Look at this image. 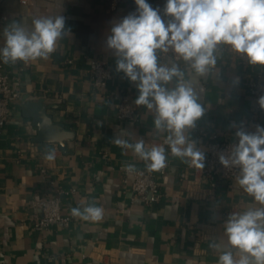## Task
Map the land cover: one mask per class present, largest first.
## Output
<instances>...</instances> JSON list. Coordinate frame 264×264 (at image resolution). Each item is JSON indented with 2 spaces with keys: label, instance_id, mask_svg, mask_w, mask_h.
Instances as JSON below:
<instances>
[{
  "label": "crops",
  "instance_id": "0c3cea01",
  "mask_svg": "<svg viewBox=\"0 0 264 264\" xmlns=\"http://www.w3.org/2000/svg\"><path fill=\"white\" fill-rule=\"evenodd\" d=\"M148 2L163 12L165 0ZM135 8V3L124 1L111 12L105 0H34L27 8L18 0H5L8 21L0 28V47L3 31L13 21L30 29L35 18L63 16L69 32L47 59L28 63L0 59L14 89L22 94L0 132V264H218L221 252L228 249L224 234L228 215L254 206L237 179L212 186L190 158L172 155L164 144L168 134L155 129L154 112L134 103L138 91L115 70L116 58L106 38L111 27ZM225 46L217 49L215 68L204 76H195L185 62L179 66L205 108L186 134L205 158L209 139L203 132L236 140L238 128L253 132L257 125L264 126V117L252 119L255 105L248 91L249 82L259 74L264 81V66L248 64L224 51ZM96 59L113 68L104 90L96 89L90 79V61ZM159 63L172 65L170 60ZM24 97L43 100L54 121L76 133L66 153L57 144L35 141L38 129L23 114ZM121 97L139 109V123L118 119L116 98ZM117 137L131 144L143 139L149 149L165 148V174L155 170L165 194L161 202L147 206L131 201L132 177L126 184L125 171L142 169L146 162L133 149L117 145ZM42 167L55 179V187L44 183ZM71 187L77 192L64 197L63 214L74 216L72 209L83 212L94 206L102 209L101 217L74 216L67 230L37 232L33 221L40 213L39 200L47 192L54 195ZM213 243L221 248L211 247Z\"/></svg>",
  "mask_w": 264,
  "mask_h": 264
},
{
  "label": "clouds",
  "instance_id": "9594fccd",
  "mask_svg": "<svg viewBox=\"0 0 264 264\" xmlns=\"http://www.w3.org/2000/svg\"><path fill=\"white\" fill-rule=\"evenodd\" d=\"M134 3L135 10L116 22L106 38L116 58L115 70L135 85L134 103L154 112L155 129L168 134L164 144L172 155L190 158L203 169L204 153L186 135L205 114L200 95L179 65L160 64L158 53L173 52L197 77L215 67L221 45L250 65L264 66V0H165L162 13L148 0ZM68 32L63 16L35 18L30 29L13 21L3 31L0 59L4 63L47 59ZM258 104L264 109V96ZM235 136L237 142L226 150L228 155H219V162L239 169L237 182L255 204L228 215L224 222L228 249L221 252L218 264H264V126L257 125L253 132L238 128ZM114 142L133 149L150 170L165 166L163 146L149 149L143 139L131 144L119 137ZM72 214L95 220L102 209L74 208ZM210 246L221 248L219 243Z\"/></svg>",
  "mask_w": 264,
  "mask_h": 264
},
{
  "label": "built area",
  "instance_id": "2783aa9c",
  "mask_svg": "<svg viewBox=\"0 0 264 264\" xmlns=\"http://www.w3.org/2000/svg\"><path fill=\"white\" fill-rule=\"evenodd\" d=\"M124 1L134 3V0H105L108 9L111 12H116ZM5 0H0V28H3L8 21V17L4 12L3 5ZM23 7L30 8L34 5V0H18ZM224 51L234 54L235 56L247 62L246 58L234 53L229 46H225ZM160 61L170 60L179 66L185 65L184 61L178 59L171 51L168 53H158ZM72 64V61H68ZM215 68V67H214ZM113 68L109 62L101 59L91 60L89 67V75L93 86L98 90L106 89L108 83L113 78ZM248 91L252 97L255 105V110L252 114L253 121L259 117H264V109H261L258 104V99L264 96V81L263 76L259 74L254 80L249 82ZM22 94L14 89L13 78L9 71L6 70L5 65L0 61V132L5 128L11 118L12 104L21 99ZM117 117L121 121H130L139 123L141 121V113L139 109L131 104L126 98H116ZM202 135L209 139L207 146V154L204 161L203 174L210 180L212 186H216L220 181H230L237 179L239 169L235 167L225 168L219 162V155L230 149L231 145L237 142L236 140H221L217 133L203 132ZM167 165L161 168V174H165ZM125 183L129 184L128 177H132L130 183L131 187V201L141 202L144 205H154L161 202L165 198V194L158 183L155 170H150L147 166L142 169L134 171H125ZM41 177L44 183L53 188L56 181L51 177L49 171L42 167L40 170ZM77 192L75 187L68 190H56L54 195L47 194L39 200L38 207L40 213L33 221V228L39 233H45L52 228L67 230L71 227L74 221V216L65 215L62 211V201L64 197H69Z\"/></svg>",
  "mask_w": 264,
  "mask_h": 264
},
{
  "label": "water",
  "instance_id": "95a60500",
  "mask_svg": "<svg viewBox=\"0 0 264 264\" xmlns=\"http://www.w3.org/2000/svg\"><path fill=\"white\" fill-rule=\"evenodd\" d=\"M24 97L25 105L22 108L26 118L32 119L33 125L38 129L35 139L38 143H53L65 153L68 151L69 143L74 142L76 133L67 130L65 125L54 121L53 116L48 113L49 108L43 100L27 101Z\"/></svg>",
  "mask_w": 264,
  "mask_h": 264
}]
</instances>
